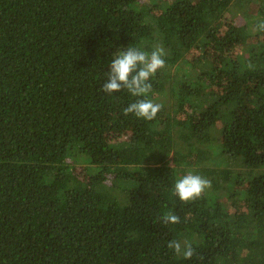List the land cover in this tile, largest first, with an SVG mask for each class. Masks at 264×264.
<instances>
[{"label": "trees", "instance_id": "1", "mask_svg": "<svg viewBox=\"0 0 264 264\" xmlns=\"http://www.w3.org/2000/svg\"><path fill=\"white\" fill-rule=\"evenodd\" d=\"M253 6L0 0V264H264V0ZM127 47L165 52L152 121L123 115L142 97L99 90ZM188 173L211 188L185 203L174 185ZM169 211L180 223H162Z\"/></svg>", "mask_w": 264, "mask_h": 264}, {"label": "clouds", "instance_id": "2", "mask_svg": "<svg viewBox=\"0 0 264 264\" xmlns=\"http://www.w3.org/2000/svg\"><path fill=\"white\" fill-rule=\"evenodd\" d=\"M257 31H264V22L257 23ZM165 52L162 48H157L151 53L127 47L123 51L114 54L110 63V69L106 73L105 83L99 89L109 96L122 90L129 91L135 97H142L131 102L125 107L123 115L134 114L137 118L152 121L162 110L163 105L147 99L152 91L150 78L160 69L165 67ZM251 67V65H250ZM211 188V182L201 175L188 173L178 179L174 185V194L179 200L188 203L199 199L207 189ZM163 224H178L180 216L169 211L161 216ZM169 249L176 254H182L185 259H191L195 255V250L190 243L171 240L167 243Z\"/></svg>", "mask_w": 264, "mask_h": 264}, {"label": "rangeland", "instance_id": "3", "mask_svg": "<svg viewBox=\"0 0 264 264\" xmlns=\"http://www.w3.org/2000/svg\"><path fill=\"white\" fill-rule=\"evenodd\" d=\"M253 1V4H254V6H253V8L258 4V2L260 1V0H252ZM150 12H153L154 14H158L159 12H158V10H156V9H151V10H149ZM239 52V48H237L235 51H234V54H237ZM236 208H239L240 206H241V204L239 203V202H235V205H234Z\"/></svg>", "mask_w": 264, "mask_h": 264}]
</instances>
